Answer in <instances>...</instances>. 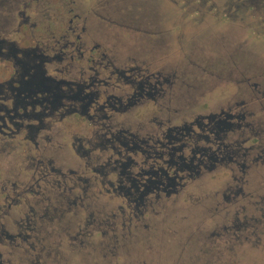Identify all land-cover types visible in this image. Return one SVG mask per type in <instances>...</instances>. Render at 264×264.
<instances>
[{
    "label": "rangeland",
    "instance_id": "1",
    "mask_svg": "<svg viewBox=\"0 0 264 264\" xmlns=\"http://www.w3.org/2000/svg\"><path fill=\"white\" fill-rule=\"evenodd\" d=\"M44 1L38 0L42 4L47 2L43 8L49 7L41 19L42 24L39 23L40 27L34 30L38 38L48 25L52 29L58 26L60 16L68 22L74 13L86 16L87 31L93 35L95 42L102 43L106 48L116 41L121 45L130 37L142 35L147 52L128 53L122 49L123 52L114 55L107 49L105 59L113 61L114 66L119 68L126 59L130 58L133 63L145 59L149 63L147 75L159 72L162 88L155 99L147 97L125 111L108 109L107 118L93 123L75 115L62 120H46L50 127L39 134L38 140L46 136L51 146H22L18 144L22 142L21 136L13 137L12 141L4 138L11 144L5 145L0 154V188L7 180L6 192L0 195V206L5 203L11 208L10 216L0 217V227L9 233H17L19 226L13 217L18 223H25L20 217L25 218L24 213H29L32 208L37 215L46 212L49 215L55 209L62 211L65 213L62 220L70 228L65 227L66 239L61 246H57L54 237L46 234L52 231L55 221L38 218L37 223L46 229L42 231L47 236L45 241L31 242V248L18 239L10 243L4 238L0 241V260L4 264H112L116 260L128 264L124 252L126 248L120 246L121 243L117 245L119 257L109 254L105 260L99 256L90 257L84 248L72 245L77 243L74 236L80 231L74 224L82 220L83 224H87V231L92 230L91 234L85 232L89 234L85 236V244L94 245L98 255L102 252L106 254L108 242L106 244L102 240L103 233L109 231L108 223L120 221L124 216L130 217L118 214L120 207L126 205L125 199L109 189L107 180H115L116 175H101L94 171L117 154L111 149L104 152L98 146H82L77 152L76 139L83 142L92 139L94 133L102 132V126L126 128L139 137L157 135L161 126L189 123L199 115L235 105L233 111L244 114L241 121L249 123L248 127L240 125L241 129H236L231 126L226 131H219L218 136L222 137L221 141L226 138L229 143L245 137L243 142L247 146H244L246 149L240 147L238 164L227 161L202 169L198 174L186 176L177 193L159 198L147 195L139 202V207L148 208L145 218L157 219L161 215V232L168 233V224H172L175 230L170 247L165 246L163 238L159 237V242L164 244L158 255L160 264H221L220 260L206 261L200 248L208 243V233L220 231L226 225L227 213L236 210L239 217L243 215L240 211L243 202H227L224 194L242 190L245 194L264 198V132L259 131L257 135L249 132L250 129L254 131L257 120L264 121V108L258 103L264 104V95L259 93L264 91V0H255L249 9L240 8L237 11L228 9L227 5L229 2L240 4L242 0ZM256 4L260 7H255ZM35 11L32 8L28 13L33 17L37 15L33 13ZM82 62L78 56L72 61L68 59L69 80L78 78L76 72ZM83 65L86 76H97L101 81H107L106 85L100 81V86H97L105 96L102 99L110 95L123 97L131 92L130 85L121 80V85L115 87L117 76L111 75V65L108 69L86 62ZM54 68H60L56 61L48 67L52 75L58 73ZM154 78L151 76L149 80ZM256 96H260L259 100ZM241 121L234 119L235 124ZM233 129L235 132H232ZM195 130L199 131V128L196 126ZM214 136L212 132V141ZM254 143L261 146H248ZM242 152L247 154L244 156ZM187 154L190 153L185 151ZM32 157L42 158L46 168L43 165L35 168L34 163H30ZM129 157L131 161L124 168L127 171L137 172L143 162L145 165L148 162L139 152H129ZM145 165L143 168L147 167ZM38 168L45 169L47 176L41 177ZM104 170L108 171V168ZM60 172L64 177L59 176ZM101 180L104 182L101 183ZM76 210L81 220L74 217ZM152 211L160 213L155 215ZM245 213L249 215V212ZM253 224L260 227L255 222ZM94 227L100 229L93 231ZM204 240H207L206 243ZM46 250H50L48 256L45 253L42 257L38 256ZM234 254L230 260L225 258L228 264H264V244L235 249Z\"/></svg>",
    "mask_w": 264,
    "mask_h": 264
},
{
    "label": "flooded vegetation",
    "instance_id": "2",
    "mask_svg": "<svg viewBox=\"0 0 264 264\" xmlns=\"http://www.w3.org/2000/svg\"><path fill=\"white\" fill-rule=\"evenodd\" d=\"M34 2L36 3L38 0H22V2L0 0V154L5 150V145L11 144L4 140L5 137L12 141L13 137L21 136L22 142L18 144L22 146H51L52 143L46 136H42L38 140L39 134L50 127L46 120H62L69 115H75L93 123L97 119L107 118L106 110L108 109L118 112L125 111L147 97L155 99L160 94L159 91L162 88L160 73L155 72L147 75L149 63L145 59L135 63L130 61V58L126 59L120 68L114 66L113 61L105 59L107 49L114 55L119 54L120 51L123 52L122 49L128 53L147 52L145 44L141 40L142 35L130 37L123 41L124 43L121 42V45L116 44L119 42L116 41L110 45V48H106L102 43L95 42L93 35L87 31L86 16L74 13L68 22L60 16V24L54 26V29L48 25L42 30L43 35L38 38L34 30L42 24L41 19L49 7L43 8L47 2L45 4L42 2L35 4ZM252 3H255V0H242L240 4L229 2L227 7L235 9V11L240 8L246 10L252 7ZM255 7L259 8L260 6L256 4ZM32 8L36 10L33 12L37 14L33 16L36 20L28 13ZM75 56H78L81 62L101 66L105 69L111 65L113 70L110 73L112 76L116 75L118 80H116L115 87L121 85L119 83L121 80L130 85L131 92L123 97L110 95L102 99L105 96L97 86H100L101 83L106 85L107 81H101L97 76H86L83 62L76 72L78 78L69 80L67 78V62L68 59L72 61ZM53 61L60 64V68H54V71H58V73L52 75L48 72V67ZM69 66L72 67L73 64H69ZM95 74H97L96 71ZM151 76L155 77L152 81L149 80ZM259 93H262L261 96L264 95V91L260 90ZM255 98L259 100L260 96ZM258 103L264 108L262 102L258 101ZM233 107L235 105H227L226 109L220 108L218 112L199 115L189 123L175 124L164 128L161 126L157 135L139 137L137 133L126 128L102 126V132L100 134L93 132L92 139L83 142L82 139L77 138L76 151L82 146H98L104 152L111 149L117 154V157L112 160L107 159L99 168H94V171L101 175L112 173L116 175L115 180H107L110 185L109 189L114 193H119L125 199L126 205L120 207L118 214L130 215V217L124 216L120 221L108 223L109 227L107 228L110 233L109 231L107 234L103 233L104 240H102L106 244L108 242L107 253L102 252V255H98L94 245L85 244V236H89L85 232L91 234L92 230L87 231V224L82 223L78 217L79 211L76 210L74 217L81 221L74 224L79 227L80 231L76 232V236H74L77 243H72L73 247L84 248L90 257L99 256L98 258L105 260L109 254L119 257L117 245L121 243L120 246L126 248L124 252L128 264H160L158 255L161 248L164 247V244L167 247L171 246L175 230L172 224H168V233L161 232L159 225L163 222L159 219L160 212L152 211L153 214L159 215L157 219H147L144 214L148 208L139 207V202L147 195L159 198L161 195L167 197L172 193H177V190L185 182L186 176L198 174L202 169L215 167L227 161L238 164L237 156H241L239 149L240 147L246 149L244 146H247L243 142L245 137L229 143L226 138L221 141L222 137L218 136L219 131H226L231 126H235L236 129H239L240 125L248 127L249 123L241 121L244 114L236 110V112L233 111ZM234 119L241 122L235 124ZM196 126L199 131L195 130ZM203 131L208 132L203 133ZM259 131L264 132V121L257 120L254 131L249 130L252 135H257L256 133ZM212 132L215 134L214 141L210 138ZM232 132L235 130L233 129ZM187 138H191V140H187ZM72 146H74L73 143ZM248 146L261 145L254 143ZM185 151L190 154L185 155ZM129 152L141 153L145 156L144 159H147V164L145 165L143 162L137 172L125 170V166L131 161ZM243 154L245 156L247 153ZM42 162V158L33 157L30 161V163H34L35 168L41 165L45 167ZM144 165L147 167L143 168ZM106 167L108 171L104 170ZM40 170L41 177L47 176L45 169ZM59 176L64 177V174L60 172ZM6 181L0 188V195L6 192ZM103 182L101 180V183ZM12 188L14 189V187ZM223 198L227 202H243V205H240L243 215L239 217V212L236 210L234 213H227L225 219L228 221L222 230L208 233L210 238L207 235H201L208 238V243H206L207 240H204L206 245L200 249L201 253L205 255L206 261L220 260L219 263L228 264L226 259L230 260L231 256L235 255V249L258 247L264 244V198L262 196L257 198L250 193L245 194L242 190L231 191L228 195L224 194ZM14 201L19 202V200ZM10 208L11 205L5 206L3 203L0 206V212L2 210L0 217L9 215ZM245 212H249V215ZM47 214L46 212V214L37 215L36 211L30 208L29 213H24L25 218L19 216L21 220H25V223H18L13 217L19 226L18 232L9 233L0 227V241L5 238L12 243L18 239L33 248L31 242H42L47 238L42 232L46 229L42 224L37 223V219L40 218L41 221L44 219L55 221V226H51L52 231L46 232V234L49 237H54L53 241L57 246H61L66 239V230L70 228L62 220L65 213L55 209L49 215ZM253 222L260 227H256ZM83 225L85 226L83 227ZM118 227L122 230H119ZM98 229L100 227H94L93 231ZM159 237L163 238L164 244L159 242ZM102 248L104 249L103 246ZM135 250L137 254H135ZM41 252L38 254L40 257L44 253L47 256L50 254V250ZM0 264H4L3 260H0ZM112 264L126 263L116 260Z\"/></svg>",
    "mask_w": 264,
    "mask_h": 264
},
{
    "label": "trees",
    "instance_id": "3",
    "mask_svg": "<svg viewBox=\"0 0 264 264\" xmlns=\"http://www.w3.org/2000/svg\"><path fill=\"white\" fill-rule=\"evenodd\" d=\"M109 143V142H108Z\"/></svg>",
    "mask_w": 264,
    "mask_h": 264
}]
</instances>
